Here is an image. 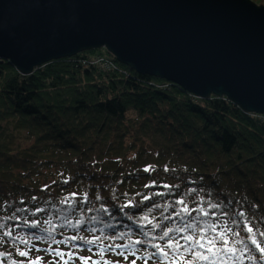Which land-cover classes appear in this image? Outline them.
I'll return each mask as SVG.
<instances>
[{
    "label": "trees",
    "instance_id": "trees-1",
    "mask_svg": "<svg viewBox=\"0 0 264 264\" xmlns=\"http://www.w3.org/2000/svg\"><path fill=\"white\" fill-rule=\"evenodd\" d=\"M99 49L50 60L29 74L0 59V235L12 229L21 238L46 237L51 221L57 240L81 238L53 249L98 259L97 245L84 240L101 237L98 244L119 253L116 245L147 240L144 233L153 232L145 216L162 227L180 226L174 213L183 200L189 209L209 212L187 220L227 221L240 234L230 239L254 234L264 246V114L246 112L225 96H196ZM32 221L39 223L31 227ZM121 233L123 240L107 239ZM49 243L32 239L30 257L47 264ZM16 246L5 237L0 252L26 260ZM145 247L137 245L141 256ZM114 257L124 259L105 253Z\"/></svg>",
    "mask_w": 264,
    "mask_h": 264
},
{
    "label": "water",
    "instance_id": "water-1",
    "mask_svg": "<svg viewBox=\"0 0 264 264\" xmlns=\"http://www.w3.org/2000/svg\"><path fill=\"white\" fill-rule=\"evenodd\" d=\"M100 47L139 73L264 114L263 4L0 0V59L22 73Z\"/></svg>",
    "mask_w": 264,
    "mask_h": 264
},
{
    "label": "snow or ice",
    "instance_id": "snow-or-ice-1",
    "mask_svg": "<svg viewBox=\"0 0 264 264\" xmlns=\"http://www.w3.org/2000/svg\"><path fill=\"white\" fill-rule=\"evenodd\" d=\"M151 166L144 169L145 172L150 170ZM67 182V181H65ZM164 187H169L164 185ZM75 195V193H73ZM145 200L149 199L148 196L144 197ZM178 204L183 205L182 208L175 211L174 215L180 217L182 224L180 226L173 225L171 227L161 226V222L153 223L147 216L143 217L147 224L152 225L153 232L144 233L147 240L137 239L134 242L125 243L124 245H116V248H120V252L117 253L115 248L111 246H104L102 243L98 244L101 237H95L93 239L84 240L87 245H97L98 259H92L91 257H80L72 251L65 252L59 247L53 249L52 244L60 245L61 243L67 244L70 240L81 239L79 237L73 236L65 238L63 241L57 240L55 238L54 225H51V221H46L50 227L45 229L47 236H34V237H24L21 238L19 235H14L12 229H8L0 235V242H3L4 238L7 237L16 246V255L20 257L27 258L26 260L17 261L11 258V253L0 252V264H4L7 260V264H44L42 257H30V252L32 250L31 241L35 240H47L50 241L49 246L44 249V251L53 257L49 260L47 264H73L76 259H79L81 264H113L112 261L105 258V253L111 252L116 255L123 256L124 260L128 261V256L132 255L135 257L130 264H136L137 260H142L143 264H148L149 260H153L154 264H264V246H261L257 242L255 235L249 237V240L240 239H230L232 237H239V232H233L232 227L227 223L218 222L215 220H199L198 217H192L191 220H187V217L192 216L193 212H198L200 216L208 217L209 212L205 211L203 208L199 209H189L188 205L185 204L183 200H178ZM154 207H159L155 205ZM215 208L217 205H211ZM39 211V209H38ZM151 211V209H149ZM164 211H167L165 207ZM212 216H216L213 212ZM227 215V213H223ZM241 218H244V213H239ZM163 220H171L172 216H164L162 214ZM38 221H32L31 227H36ZM81 221H77L75 225H70L72 227H78ZM232 224L238 226L236 220L232 221ZM0 228H4V225L0 224ZM160 228L159 234L155 233V229ZM95 231V229H91ZM248 233H253L252 227H247ZM264 236V233H261ZM125 234L121 233L120 236L108 237L107 239H120L123 240ZM157 241H163L162 246ZM144 244L145 255L141 256L139 254V249L137 245ZM23 245V249L19 246ZM150 247L155 251L148 252L147 248ZM89 247V251H91ZM259 251L260 256L257 257L253 254L255 251ZM40 251V249H36ZM191 255L192 259L187 260L184 257ZM59 259H56V258Z\"/></svg>",
    "mask_w": 264,
    "mask_h": 264
},
{
    "label": "rangeland",
    "instance_id": "rangeland-1",
    "mask_svg": "<svg viewBox=\"0 0 264 264\" xmlns=\"http://www.w3.org/2000/svg\"><path fill=\"white\" fill-rule=\"evenodd\" d=\"M101 48V47H100ZM97 49H99V48H97ZM98 51H101L102 53H104V54H106L107 55V53H105V51H104V49H99ZM97 51V52H98ZM32 72V71H31ZM31 72H29V73H31ZM28 73V74H29ZM22 74H27V73H22ZM110 261H112L113 262V264H117L116 262H119V261H125L124 259H122V258H120V257H114V258H108ZM134 258H132V257H130V260L132 261ZM115 262V263H114ZM138 263H140L139 261H137ZM136 262V263H137ZM124 263H127V264H130V262L128 261V262H124Z\"/></svg>",
    "mask_w": 264,
    "mask_h": 264
},
{
    "label": "built area",
    "instance_id": "built-area-1",
    "mask_svg": "<svg viewBox=\"0 0 264 264\" xmlns=\"http://www.w3.org/2000/svg\"><path fill=\"white\" fill-rule=\"evenodd\" d=\"M95 62H96V63H102V65H103L105 68H109L110 66H112V64L110 63V61H108V60H104V59H102V58H98V57H96Z\"/></svg>",
    "mask_w": 264,
    "mask_h": 264
},
{
    "label": "bare ground",
    "instance_id": "bare-ground-1",
    "mask_svg": "<svg viewBox=\"0 0 264 264\" xmlns=\"http://www.w3.org/2000/svg\"><path fill=\"white\" fill-rule=\"evenodd\" d=\"M73 56V55H72ZM35 68V67H34Z\"/></svg>",
    "mask_w": 264,
    "mask_h": 264
}]
</instances>
